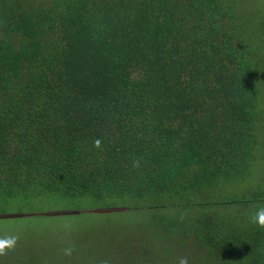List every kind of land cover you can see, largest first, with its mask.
<instances>
[{
  "label": "trees",
  "instance_id": "16d2710c",
  "mask_svg": "<svg viewBox=\"0 0 264 264\" xmlns=\"http://www.w3.org/2000/svg\"><path fill=\"white\" fill-rule=\"evenodd\" d=\"M263 1L0 0V264H264Z\"/></svg>",
  "mask_w": 264,
  "mask_h": 264
},
{
  "label": "rangeland",
  "instance_id": "374dc122",
  "mask_svg": "<svg viewBox=\"0 0 264 264\" xmlns=\"http://www.w3.org/2000/svg\"><path fill=\"white\" fill-rule=\"evenodd\" d=\"M264 2V1H263ZM255 48H256V56L259 58L261 64H259L256 68V74H255V81H258V86H260V90H262L263 94H264V42L263 43H255ZM261 102H264V95L261 98ZM259 170V169H258ZM261 175V174H260ZM252 178H250L251 180ZM233 188L236 189V192L242 196L243 193H247L251 190H254L257 187L256 182L253 181V183L249 182V179L246 180L244 183H235L233 184ZM18 208V207H17ZM17 208L13 207V206H9V207H3V209L5 210H1L4 211V213L6 214H14L15 212H17ZM72 209V207H70ZM45 208H43L44 210ZM41 211H43L42 209H40ZM21 211V210H19ZM21 212L24 213H29V209L28 208H23ZM91 223V224H90ZM1 224V223H0ZM65 225H71L69 222H66ZM87 226H92L95 225V222H87L86 223ZM53 227L56 228H60V230L62 229V226H60L59 224H54Z\"/></svg>",
  "mask_w": 264,
  "mask_h": 264
},
{
  "label": "clouds",
  "instance_id": "9594fccd",
  "mask_svg": "<svg viewBox=\"0 0 264 264\" xmlns=\"http://www.w3.org/2000/svg\"><path fill=\"white\" fill-rule=\"evenodd\" d=\"M252 221L260 226H264V207L257 210L252 216ZM16 239L17 238L14 235L0 239V253H3L5 249L14 247ZM177 264H190V258L188 256H181L178 258Z\"/></svg>",
  "mask_w": 264,
  "mask_h": 264
},
{
  "label": "crops",
  "instance_id": "0c3cea01",
  "mask_svg": "<svg viewBox=\"0 0 264 264\" xmlns=\"http://www.w3.org/2000/svg\"><path fill=\"white\" fill-rule=\"evenodd\" d=\"M229 212L231 213L230 217L234 216L233 218H235V216H236V214L234 213L235 210L233 208H229Z\"/></svg>",
  "mask_w": 264,
  "mask_h": 264
}]
</instances>
